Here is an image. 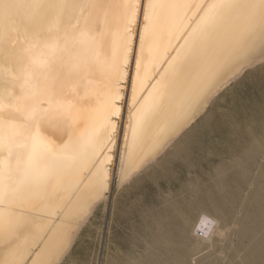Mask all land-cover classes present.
Returning a JSON list of instances; mask_svg holds the SVG:
<instances>
[{
  "label": "bare ground",
  "instance_id": "1",
  "mask_svg": "<svg viewBox=\"0 0 264 264\" xmlns=\"http://www.w3.org/2000/svg\"><path fill=\"white\" fill-rule=\"evenodd\" d=\"M4 4L0 264H42L76 215L106 206L114 179L180 150L182 128L260 48L262 10L260 0ZM216 223L202 213L194 226L205 235Z\"/></svg>",
  "mask_w": 264,
  "mask_h": 264
},
{
  "label": "rangeland",
  "instance_id": "2",
  "mask_svg": "<svg viewBox=\"0 0 264 264\" xmlns=\"http://www.w3.org/2000/svg\"><path fill=\"white\" fill-rule=\"evenodd\" d=\"M260 51L201 104L179 151L169 146L126 182L114 179L106 206L76 215L42 264H264ZM202 213L217 221L211 234L194 226Z\"/></svg>",
  "mask_w": 264,
  "mask_h": 264
},
{
  "label": "snow or ice",
  "instance_id": "3",
  "mask_svg": "<svg viewBox=\"0 0 264 264\" xmlns=\"http://www.w3.org/2000/svg\"><path fill=\"white\" fill-rule=\"evenodd\" d=\"M3 6L5 8L10 7V5L4 4V5H0ZM128 8L133 9L135 11H138L140 9L139 5H132V4H128L126 5ZM260 8L262 10V17H261V25H260V49H261V54L264 55V0H260ZM205 218H201V222H204ZM197 230H198V226H197ZM194 264H213V262L211 261H201V260H196L194 262Z\"/></svg>",
  "mask_w": 264,
  "mask_h": 264
}]
</instances>
